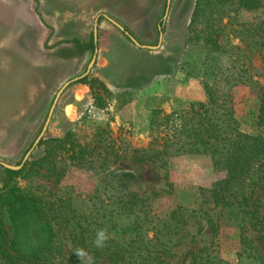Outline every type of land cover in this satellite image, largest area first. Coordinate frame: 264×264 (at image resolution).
<instances>
[{"label": "rangeland", "instance_id": "obj_1", "mask_svg": "<svg viewBox=\"0 0 264 264\" xmlns=\"http://www.w3.org/2000/svg\"><path fill=\"white\" fill-rule=\"evenodd\" d=\"M196 3L171 0L157 50L137 48L100 17L98 53L88 82L73 83L63 91L42 140L62 139L67 131L71 138L49 142L53 149L46 157L47 146H36L21 173L5 187L7 177L0 166V220L9 237L14 225L2 202L9 189L11 199L18 193L39 196L50 209H74L76 218L90 216L89 211L98 207L113 214L108 211L116 205L117 226L111 229L116 233H135L132 215L125 209L135 207L152 245L153 233H170L159 232L165 215L181 206L197 215L188 221L186 236H174L162 264H190L192 255L204 249L210 253L207 264H264V184L247 201L260 220L244 222L242 245L238 222L226 218L209 199V190L225 173L216 172L208 157L182 155L163 166L137 162L133 153L149 142L153 109L169 114L183 103L203 102L204 85L232 73L247 79L230 90L239 128L264 137V124L257 118L258 95L264 93V0L253 9L242 7L239 0H204L202 12L210 15L194 21ZM165 4L166 0H0V161L21 162L57 91L85 72L93 52L79 53L66 41L87 43L95 18L104 14L142 45L155 46ZM210 38L217 44H206ZM99 103L103 107H97ZM80 148L86 154L72 159ZM53 224L67 252V228L58 217ZM244 248L259 258H239L237 252Z\"/></svg>", "mask_w": 264, "mask_h": 264}, {"label": "trees", "instance_id": "obj_2", "mask_svg": "<svg viewBox=\"0 0 264 264\" xmlns=\"http://www.w3.org/2000/svg\"><path fill=\"white\" fill-rule=\"evenodd\" d=\"M239 4L246 9H253L258 6L259 0H239ZM203 5L204 0H197L194 21L196 16L198 18L200 15L201 17L210 15L202 12ZM207 40L209 41L206 44H217L215 39ZM66 42L72 44L79 53L93 52L92 34L87 43L77 38ZM135 74L140 76L143 71ZM87 82L88 78L85 77L75 83ZM242 82H247V79L234 73L230 76H215L210 86L203 87L205 101L183 103L181 109L169 114L161 109H153L148 122L149 142L145 147L134 148L133 153L137 162H153L163 166H166L171 158L182 155L208 157L216 172L225 173V176L217 180L209 190V199L214 206H220L226 218L238 222L242 232L240 242L242 241L243 245L244 222L254 219L257 223L260 220L256 210L252 209L253 203L249 205L247 201L253 197L256 187H262L264 184V137L243 133L234 117L230 90ZM219 86H225L226 91ZM258 97L260 98L258 124L263 125L264 93ZM96 106L103 107L100 103ZM71 135V131H67L62 139L42 140L37 146L43 144L47 146L46 157L53 149L51 145L48 146L49 142L57 144L64 139L69 140ZM84 154L86 151L80 148L75 153L73 151L71 158L76 159ZM41 161H44V158ZM22 169L19 171L3 169L7 177L4 187L13 176L21 173ZM10 192L11 189L2 196V202L7 206L9 218L14 225V233L9 237L4 222L0 220V264H80L73 254L77 247L83 248L93 257V264H101L102 259L106 260L105 264H162L168 257L174 236L179 238L186 236L185 228L188 221L197 215V211L176 207L169 212V216L165 215L167 216L165 219L169 220L162 219L164 223L160 229L158 227L159 232L166 230L170 233H153L152 239L155 244L152 245V240L146 238V233L138 220L139 215L137 217L135 214L137 212L135 207L125 208L128 215H132V230L134 229L135 233H116L111 230L117 226L119 211L114 205L118 202L117 199L115 203L110 204L114 205V208L108 211V213L112 211L113 214H106L105 210L98 207L96 212L92 213L91 210L88 213L94 216L86 217L80 214L76 218L74 209L67 213L56 208L50 209L41 197L35 195L18 193L11 199ZM169 193L167 191L161 195ZM131 196L139 200L137 195ZM153 196L158 197L160 193ZM99 210L103 211L100 213ZM113 215L115 219H111ZM57 217L62 219L68 231L64 239H69L71 247L67 252H63L62 244L58 241L59 233L54 229L53 222ZM102 228H107L111 238L104 248L98 249L93 245V241L96 231ZM217 229L218 227L214 228L215 232ZM216 235L213 234L214 237ZM244 255L253 259L259 258L256 253H249L245 248L239 249L237 256L242 258ZM209 257L210 253L206 249L200 250L192 255L190 264H207Z\"/></svg>", "mask_w": 264, "mask_h": 264}, {"label": "water", "instance_id": "obj_3", "mask_svg": "<svg viewBox=\"0 0 264 264\" xmlns=\"http://www.w3.org/2000/svg\"><path fill=\"white\" fill-rule=\"evenodd\" d=\"M170 2L171 0H166V4H165V10H164V14L160 20L159 25L157 26L158 29V42L155 46H149V45H142L141 43H139L122 25H120L118 22H116L115 20L111 19L110 17L104 15V14H98L97 17L94 20V24H93V29H92V38H93V54L91 57V60L85 70L84 73H82L81 75L74 77L68 81H66L61 87L60 89L57 91V93L55 94V97L49 107L47 116L45 118V121L43 123V126L39 132V134L37 135L36 139L34 140V142L32 143L31 147L28 149V151L25 153L23 159L21 160V162L18 165H10L8 163L2 162L0 161V166L3 169H7V170H11V171H19L22 169V167L24 166L25 162L28 160V158L30 157L32 151L34 150V148L42 141L43 136L45 135L48 126L51 122L54 110L56 108L57 102L61 96V94L63 93V91L70 86L71 84L85 78L88 76L90 69L92 68V66L94 65L96 58H97V53H98V38H97V33H98V23H99V19L100 17L105 18L107 21H109L112 25H114L119 31H121L137 48L140 49H147V50H157L158 48H160L161 43H162V38H163V29H164V25L169 13V8H170Z\"/></svg>", "mask_w": 264, "mask_h": 264}, {"label": "clouds", "instance_id": "obj_4", "mask_svg": "<svg viewBox=\"0 0 264 264\" xmlns=\"http://www.w3.org/2000/svg\"><path fill=\"white\" fill-rule=\"evenodd\" d=\"M110 234L107 228L98 229L96 231L95 239L93 245L96 248H104L107 241L110 239ZM78 258L80 264H93V257L86 252L83 248L77 247L74 249V253Z\"/></svg>", "mask_w": 264, "mask_h": 264}, {"label": "crops", "instance_id": "obj_5", "mask_svg": "<svg viewBox=\"0 0 264 264\" xmlns=\"http://www.w3.org/2000/svg\"><path fill=\"white\" fill-rule=\"evenodd\" d=\"M20 11V10H19ZM24 11V10H23ZM13 61V60H12ZM8 62V59H6V61H5V64ZM4 70H6L7 71V64L5 65V67H4Z\"/></svg>", "mask_w": 264, "mask_h": 264}]
</instances>
